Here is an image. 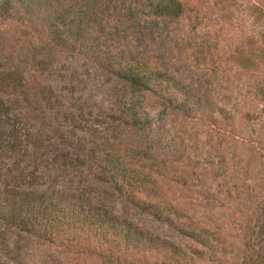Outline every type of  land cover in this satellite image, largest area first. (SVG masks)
Wrapping results in <instances>:
<instances>
[{
    "label": "rangeland",
    "instance_id": "1",
    "mask_svg": "<svg viewBox=\"0 0 264 264\" xmlns=\"http://www.w3.org/2000/svg\"><path fill=\"white\" fill-rule=\"evenodd\" d=\"M182 1L184 10L178 18H160L159 26L151 31L152 1L124 0L117 12L123 22L119 28L125 27L133 35L140 22L143 37L159 36L154 54L163 66L231 110L235 115L232 125H225L219 114L209 121L156 104L152 95L80 56L63 52L53 57L56 71L52 77L66 80L52 81L50 77L51 81H45L60 91L64 99H57L63 100V108L58 114L48 111L46 124L52 122L73 132L77 125L87 136L109 138L131 154L138 169L156 180L157 188L148 192L161 204L174 206L177 220L222 236L226 249L207 250L203 258H189L188 264H264L263 258H256L264 253V69L253 71L255 65L246 68L235 59L239 54L255 59L259 53L256 34L264 31V18L259 22L250 7L261 0H221V4L216 0ZM23 30V24L0 13V45L4 41L12 46L21 44L26 38ZM42 41L45 37L33 38L34 45H43ZM46 49L40 48L41 54ZM134 113L138 118L133 122ZM49 134L44 137L50 138ZM8 156L2 159L7 166L16 159L26 165L24 169L36 167V173L41 174L40 183L35 184L39 188L85 191L118 215L184 248H202L195 239L120 193L86 163L60 158L63 168H51L46 176L43 161L50 156L36 160L20 153ZM29 185L20 184L25 189ZM145 194L135 193L141 198ZM0 257L14 264H174L162 256L122 246L106 254L82 250L1 222Z\"/></svg>",
    "mask_w": 264,
    "mask_h": 264
},
{
    "label": "trees",
    "instance_id": "2",
    "mask_svg": "<svg viewBox=\"0 0 264 264\" xmlns=\"http://www.w3.org/2000/svg\"><path fill=\"white\" fill-rule=\"evenodd\" d=\"M151 1L153 18L150 25L146 24L151 31L159 26L158 19L178 18L184 10L182 0ZM123 2L0 0V13L23 24V35H26L21 44L12 46L4 41L0 45V222L51 242L73 244L99 254L114 253L122 246L136 253L162 256L168 263L188 264L189 258H203L207 250L214 253L217 249H226L222 236L208 228L177 220L179 214L174 206L161 204L148 192L157 188L156 180L138 169L131 154L122 151L109 138L87 136L77 125L73 132L52 122L46 124L48 111L58 114L63 108V100L57 99L61 97L60 91L45 82L51 81L50 77L56 71L54 55L63 52L80 56L140 92L152 95L156 104L168 105L176 112L209 121H215L219 114L225 125H232L235 115L231 110L212 98L211 93L199 90L163 66L154 54L159 36L143 37L140 22L133 35L125 27L119 28L123 22L117 12ZM216 3L222 1L216 0ZM250 9L259 22L264 18V0L252 4ZM116 16L118 21H112ZM256 35L260 42L256 58L239 54L235 59L243 67L255 65L253 71L262 72L263 29L257 30ZM34 36L45 37L46 41H42L43 45H34ZM43 46L48 49L41 54ZM61 69L60 66L57 71ZM54 79L66 80L52 77V81ZM135 115L131 114L133 122L138 118ZM47 133H51L48 136L52 140L44 137ZM18 153L34 160L50 156L43 161L46 176H50L51 168L52 171L63 168L59 165V161L62 163L60 158L70 157L86 163L120 193L195 239L202 248H184L174 240L118 215L85 191L39 188L35 184L40 183L41 174L36 173V167L24 169L26 165L16 159H11L9 166L2 161L5 154L10 158ZM23 182L30 184L25 186L29 189L20 186ZM137 191L146 193L145 197L135 195ZM256 258H263L261 263H264V253H259ZM0 264L14 263L0 257Z\"/></svg>",
    "mask_w": 264,
    "mask_h": 264
}]
</instances>
